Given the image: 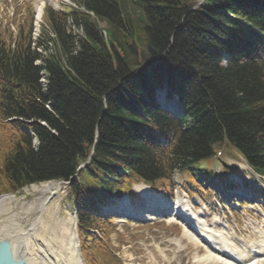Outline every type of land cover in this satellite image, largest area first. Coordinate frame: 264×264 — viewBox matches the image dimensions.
Segmentation results:
<instances>
[{"label": "trees", "instance_id": "16d2710c", "mask_svg": "<svg viewBox=\"0 0 264 264\" xmlns=\"http://www.w3.org/2000/svg\"><path fill=\"white\" fill-rule=\"evenodd\" d=\"M194 2L83 0L95 18L69 12L84 36L47 17L59 46L40 65L28 43L0 42V192L67 181L89 157L72 183L83 231L101 225L91 197L111 195L126 176L167 189L173 171L211 177L219 146L264 175V0H209L191 10ZM211 45L231 56L227 66ZM144 58L156 62L145 69ZM164 84L179 94L177 116L152 104Z\"/></svg>", "mask_w": 264, "mask_h": 264}, {"label": "rangeland", "instance_id": "374dc122", "mask_svg": "<svg viewBox=\"0 0 264 264\" xmlns=\"http://www.w3.org/2000/svg\"><path fill=\"white\" fill-rule=\"evenodd\" d=\"M46 1H47L46 4L47 6L53 8L58 7L56 0H46ZM9 4H10L9 0H0V13L2 15L4 14L8 15L11 13ZM31 4L35 6L36 5L35 0H30L29 3L25 4L26 8L27 9L31 8ZM6 21L7 23L3 20H0V24H2L1 28L8 26L9 20ZM19 21L14 23V25L18 24ZM29 21L30 19L28 17L26 19V23H27L25 25L26 27L28 26ZM103 26L104 23H101L99 27H103ZM35 29H36V25H35ZM121 31L122 33H125L124 31L126 30L125 28L123 29L121 28ZM39 32L40 31H37L36 33L40 34ZM78 33H81L79 29H78ZM48 47L51 50L52 48L51 45ZM46 52L49 51H47L46 49L40 50L42 58L45 57ZM139 71H140V67L134 69L131 75L138 76ZM228 152H232V151L230 150ZM209 162H208L209 163L208 166L213 165L215 168H216L215 165H217L218 163L222 164V171H220L218 174L219 176L224 178L229 189L233 187L236 188L243 187L246 190L253 189L252 191L253 197L249 199H242L244 203H240L241 205H238V203H236V201L233 200L237 196H235L234 193L230 192L228 188H227L228 190L223 189V193H222L221 191L222 186L220 185L219 182L220 178H215L213 179V181H208L204 178H199L200 180L196 185H200L204 188L201 191L197 186L190 183V180L186 178V176L184 177L183 175L176 173L173 176V181L175 183V186H177L175 191L179 195V198L181 200L186 198L194 206L195 210L197 209L198 211H200L204 219H206L205 217L208 216L207 221L212 222L214 218L217 216V219H219L218 221L220 222L214 224L216 228H220L222 227V224L228 222V224L231 227H233V230L235 231L236 235H238L239 237L243 236L248 239H253V238L258 239L257 235L253 232L251 227L256 228V226L259 225L261 228H263L264 215H262L260 209L262 208V211L264 213V178L259 177L256 174L253 175L244 161L231 157L230 154H228L227 152H223V150L221 155H218L216 153L213 156V158L209 159ZM224 162L228 164L226 168H224L225 167ZM43 183H47V182H43ZM49 183L57 185L59 189V191L55 194V196H53L50 200L52 202L51 205L56 207V213L52 215L51 220H53V222H56L55 235L56 236L58 235L60 239L57 245L61 250L62 256L63 254H66L67 258L70 259L71 254L68 253L69 249H67L68 235H66V233L68 234L69 232L68 220H70V215L74 214L75 216L74 189L73 187L70 188L68 184H60L59 186L58 181H49ZM41 184L42 183L40 182L35 183V185H41ZM31 185L33 184L25 186L22 189L17 190L15 193H3L4 195L12 194L14 195V198L12 200L5 201L2 206L0 205L1 206L0 226L3 227L9 226L11 224L9 216L12 213H15L17 217L24 216L21 219L23 223L22 225L25 228H29L31 222L34 219H36L37 215L40 214V211L38 210L39 208L37 206L38 203L43 201L50 195H48L47 191H43V190L29 191V188L31 189ZM130 191L132 192L131 189ZM149 197H151V194ZM176 198L177 197H175V199ZM220 198H222L223 201H220ZM109 201L111 202L109 204L116 207L118 203L121 201V199L114 198ZM131 201L133 204L134 201L133 200ZM258 201H261L262 206L254 204V203H259ZM249 203L252 205H250ZM31 204H34L35 207H33V209L30 212H26L25 211L26 208L31 206ZM5 208L7 209L5 210ZM43 215L44 216L46 215L45 212H43ZM51 220L49 221L52 222ZM248 222H251V225H247ZM58 223L61 225L57 226ZM133 226L135 225L133 224ZM133 226L132 224H124L122 226L123 232H120L117 236L115 235L113 237H110L111 239L108 244L112 250L107 249L105 251V255L107 257L106 260L100 258V263L95 262L93 264H197L193 262L194 255L195 254L201 255L204 252L203 246L195 248L191 242H188L187 239L183 238L186 245L183 251L179 253L180 259L178 258L176 259V256H172V260L173 259L174 260L170 263H167L165 260L162 259L163 257L160 258L155 252L153 247L154 244L153 241L159 243L163 248H165L166 245L169 244L167 242L169 234H177L180 236L183 228L176 223L172 224L162 221L151 225L150 224L144 225V227H147L146 230H142L141 227H139L140 228L139 229ZM38 228H39V224L36 225V229ZM64 230H65V234H64ZM75 232L77 234V226L75 228ZM50 233L53 234L54 232L51 231L48 233V235H50ZM48 235H46L45 237L46 242L51 243L52 241H49V239H47ZM58 236L56 237V240H59ZM181 237L183 236L181 235ZM77 238H78V234H77ZM78 242H79V238H78ZM64 251H68V252L64 253ZM111 251L112 252L116 251L115 252L116 254L121 251V254L123 255H121L120 253H118L119 255L118 254L115 255ZM167 253H169V256L172 255L171 251H167ZM117 256H119L120 258H117Z\"/></svg>", "mask_w": 264, "mask_h": 264}, {"label": "bare ground", "instance_id": "6f19581e", "mask_svg": "<svg viewBox=\"0 0 264 264\" xmlns=\"http://www.w3.org/2000/svg\"><path fill=\"white\" fill-rule=\"evenodd\" d=\"M41 12L42 7L38 9V14H40ZM45 182L47 183L41 182V185H31V189L29 188V191L43 190L47 191L48 195L51 196L52 194H54L52 195V197L55 196V194L59 191L57 185L49 183V181ZM146 191H148V187L146 186H141L139 188L140 193H144ZM50 196L38 203L37 206L39 208L38 210L40 211V214L37 215L36 219L31 222L29 228H25L22 225L23 223L21 219L24 216L17 217L15 213H12L9 216V219L11 221V224L9 226H0V242L4 241L5 243H7V250L9 249L8 252L10 254L9 256H11V261H13L14 263L82 264L77 235L75 232L76 226L74 214H71L70 220H68L69 232L68 234L66 233L68 237L65 235L68 238L67 249H69V252L64 251V253H70L71 258H67L66 254H63L62 256L61 250L57 245L60 239L57 235L59 240H56L57 236L55 235L56 222H53V220H51L52 215L56 213V207L51 205L52 202L49 199ZM237 196L240 197L241 195ZM13 198L14 195L12 194L2 195L0 197V205L2 206L5 201L12 200ZM174 203L177 204L178 208L182 210V214H184V216H177L179 220L183 222L182 236L185 237L189 242H191L195 248L203 246L204 252L201 255L195 254L194 262H196L197 264H264V224L263 228L257 225L256 228L253 227L252 229L253 232L257 235L258 239H248L243 236L239 237L238 235H236L233 227H231L228 222L222 224V227L216 228L214 224L215 222L216 224L218 223L217 220H214L210 223L201 220L193 209L192 204L186 198L183 200L178 199ZM127 204L128 202L125 201L124 206H127ZM162 205L168 206L169 204H167L166 202ZM33 207H35V205L31 204V206L27 207L25 211L30 212ZM6 209L7 208H5V210ZM43 212H45V216L43 215ZM149 212V210H144L143 208L136 207H124L123 210V213H127L132 217H136L137 219L139 218L152 220L159 217L158 215H153ZM173 216L174 215H172V213H169L168 210L165 211L163 215V217H166L167 221L172 220L174 218ZM49 220H51L52 222H50ZM37 224H39L38 229H36ZM60 225L61 224L58 223L57 226ZM247 225H251V222H248ZM51 231H53L54 233H50V235H48V233ZM45 234L48 235L47 239H49V241H52L51 243L46 242ZM236 236L239 238H237ZM168 242L175 245V250H173V252L178 253L179 251H181L180 247L183 243L180 238H169ZM156 248L160 253L163 254L162 256L164 257V259L170 261L167 253L160 249V246L158 244H156Z\"/></svg>", "mask_w": 264, "mask_h": 264}]
</instances>
